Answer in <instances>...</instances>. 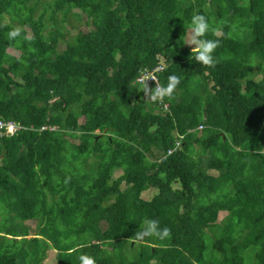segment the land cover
<instances>
[{"label": "trees", "instance_id": "1", "mask_svg": "<svg viewBox=\"0 0 264 264\" xmlns=\"http://www.w3.org/2000/svg\"><path fill=\"white\" fill-rule=\"evenodd\" d=\"M194 14L214 68L183 42ZM5 22L0 264H264V0H0ZM159 63L180 84L153 103L137 77ZM145 220L170 238L137 240Z\"/></svg>", "mask_w": 264, "mask_h": 264}, {"label": "clouds", "instance_id": "2", "mask_svg": "<svg viewBox=\"0 0 264 264\" xmlns=\"http://www.w3.org/2000/svg\"><path fill=\"white\" fill-rule=\"evenodd\" d=\"M3 27H7L6 22L4 24H0V28ZM186 31L188 32V36L185 40H183V42L185 44L193 46L191 48L192 58H194L196 62L202 64L205 67L214 68L218 61L214 58L213 53L220 46V39L213 40L207 38L209 33L215 36H219V33L210 25L207 17L202 14H194L191 18L190 26L186 29ZM23 32L24 30L22 27H14L7 32V38L9 41H13L17 38L23 37L25 41L31 42L32 37L23 35ZM167 79L168 83L166 86H164L161 85L154 76L144 74L138 80V89L143 91L146 98H148L151 102L163 103L166 97L169 99L172 98L176 88L180 84V79L176 75H170ZM149 80L155 81L156 86L149 85ZM152 86L155 88H150ZM46 127L48 126H42L41 130L45 129ZM49 127L51 128V126ZM199 128H203V125L202 127L200 125ZM97 132L99 133L100 131L97 130ZM175 149H177V146L176 148L170 150L174 151ZM169 151L168 154H170ZM170 236L171 230L168 227L160 228L159 222L157 220H145L143 229L135 233V237L137 240H143L146 237H155L159 240H164L170 238ZM80 260L81 264H95L94 259L86 255L81 256Z\"/></svg>", "mask_w": 264, "mask_h": 264}, {"label": "rangeland", "instance_id": "3", "mask_svg": "<svg viewBox=\"0 0 264 264\" xmlns=\"http://www.w3.org/2000/svg\"><path fill=\"white\" fill-rule=\"evenodd\" d=\"M81 26L85 27L84 26V23H81ZM216 31L218 33L221 32L220 30H217V29H216ZM65 47H66V43L65 42H61L60 47H59V51H62L63 49H65ZM8 52H10L12 54H16V55H20V53H21V51H19L17 49H14V48H9L8 49ZM83 121H84V118L82 119V122ZM200 151H202V150H200ZM202 152H204V151H202ZM149 157H151L152 159H155L156 158V156L153 155V152H149ZM90 161L93 162V159H90ZM154 192H155V190H148L147 192L144 193V197L146 199H149V198H151L153 196ZM8 209H9V207L7 205H5V203H3L2 201H0V213L1 212L2 213H7L9 211ZM224 215H225V212H222L220 214V217H223ZM5 224H9V221H7L5 219V217H3L2 214H1L0 215V227L6 226ZM27 224L30 226V229H31V234L28 235V238L35 236L34 233L37 232V229H36V220H29V221H27ZM19 238H21V237H19ZM206 239L209 240V241H211V236L208 237L206 235ZM57 252H58L57 250H55L53 248H49L47 250V254L45 255V258L44 257L41 258V259H43L42 262L40 263L39 260H37V261L39 262V264H58V260L56 259Z\"/></svg>", "mask_w": 264, "mask_h": 264}, {"label": "built area", "instance_id": "4", "mask_svg": "<svg viewBox=\"0 0 264 264\" xmlns=\"http://www.w3.org/2000/svg\"><path fill=\"white\" fill-rule=\"evenodd\" d=\"M164 68H165V65L163 63H159L158 65H156L153 68H144L140 72L139 76L137 77V81L141 78L142 75L149 74V75L154 76L158 80V82L161 84L159 74L164 70ZM148 83H149V85L156 86L155 85V81L149 80ZM201 127H202V125H201ZM5 128H7V131L9 133H13V132H15V130L18 127L15 125V123H13V122H6L5 120H3V119L0 118V131L2 132ZM181 137L183 138L184 135H181ZM181 143L182 142L180 140H178L176 146L179 147L181 145ZM172 151L173 150H170L169 153H171Z\"/></svg>", "mask_w": 264, "mask_h": 264}]
</instances>
